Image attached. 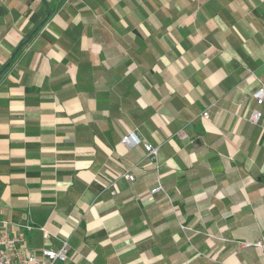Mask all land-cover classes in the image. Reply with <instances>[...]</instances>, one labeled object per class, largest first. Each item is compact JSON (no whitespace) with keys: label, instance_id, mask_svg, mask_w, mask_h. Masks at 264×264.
<instances>
[{"label":"crops","instance_id":"obj_1","mask_svg":"<svg viewBox=\"0 0 264 264\" xmlns=\"http://www.w3.org/2000/svg\"><path fill=\"white\" fill-rule=\"evenodd\" d=\"M260 83L264 0H0V221L56 264H261Z\"/></svg>","mask_w":264,"mask_h":264},{"label":"built area","instance_id":"obj_2","mask_svg":"<svg viewBox=\"0 0 264 264\" xmlns=\"http://www.w3.org/2000/svg\"><path fill=\"white\" fill-rule=\"evenodd\" d=\"M251 98L262 105L264 103V83H260L258 88L251 94ZM202 118H207V112L202 113ZM261 118L259 110H253L247 118V121L252 125H257ZM180 139H186L187 135L183 132L178 134ZM130 136L124 137L121 141L123 145H129ZM134 145V144H132ZM146 152V158L153 162L156 160L157 149L148 144L143 145ZM103 177L107 181V188L112 195L117 192L116 182L120 179L132 182L134 177L129 172L114 173L109 169H105ZM160 190L157 187L152 190L155 193ZM30 230V227H25ZM46 233H44L45 235ZM244 247H254L260 253L261 264H264V237H260L254 243H242ZM69 255V246L66 241H63L58 250L41 249L35 252L29 249L26 245L24 235L22 233L10 235L6 231V224L0 221V264H56L63 263Z\"/></svg>","mask_w":264,"mask_h":264}]
</instances>
